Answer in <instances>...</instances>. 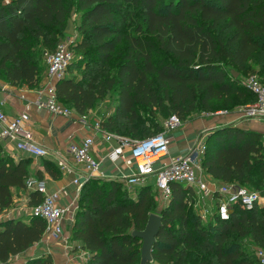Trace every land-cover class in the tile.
<instances>
[{
  "label": "trees",
  "instance_id": "obj_1",
  "mask_svg": "<svg viewBox=\"0 0 264 264\" xmlns=\"http://www.w3.org/2000/svg\"><path fill=\"white\" fill-rule=\"evenodd\" d=\"M130 11L142 21L126 32L123 23ZM74 12L80 15V39L71 49L95 58L85 67L100 71L119 54L121 62L114 76L91 72L78 77L68 71L56 85L57 96L83 116L114 92L117 105L101 121L108 131L146 138L158 133L159 125L138 124L143 107H155L167 115L163 120L176 114L185 122L199 111L212 112L218 103L254 102L243 74L257 75L264 84V0H0V80L39 87L43 61L30 54L28 38L40 40L45 55L54 52ZM205 146L202 167L214 179L254 190L250 184H264L263 133L226 125L214 129ZM34 162L8 154L0 143V212L13 204L15 189H28L30 177L42 179ZM41 166L53 177L61 175L51 160L42 159ZM171 188L147 264H260L257 254L247 257L230 239L249 238L264 248V205L252 210L238 205L229 220L216 213L203 219L192 188L179 183ZM156 195L151 185L130 192L121 179L87 181L71 235L87 252L77 264H142V240L133 232L144 230L156 212ZM42 201V194L30 189L28 205ZM45 233L46 221L33 215L0 222V264H12ZM19 264L55 262L43 252Z\"/></svg>",
  "mask_w": 264,
  "mask_h": 264
},
{
  "label": "built area",
  "instance_id": "obj_2",
  "mask_svg": "<svg viewBox=\"0 0 264 264\" xmlns=\"http://www.w3.org/2000/svg\"><path fill=\"white\" fill-rule=\"evenodd\" d=\"M75 57L76 54L68 42L60 43L54 52L46 54L48 82L40 91L36 102L39 108H45L65 117L72 116V110L61 104L56 85L68 75ZM243 84L256 96V100L247 106L246 116L264 119V84L257 75H249ZM5 101L6 98L0 96V141L7 140L14 143L18 151L35 159L54 155L62 172L74 175L73 183L77 188V198H80L84 184L100 175L101 161L92 152L95 144L94 137L89 135L81 142L68 144L66 151L72 157L71 162L63 155L53 153L47 147L38 144L27 129L30 115L26 112L16 116L9 115L4 109ZM162 124L163 131L152 136L142 139L120 138L119 146L109 152L108 158L117 163L125 157L126 149L129 150L130 157L135 161L136 170L133 174L122 177L128 186H146L149 184V179L154 177V190L163 205L171 199V184L179 183L189 186L204 203L208 198L216 201L215 213L221 220H229L238 205L246 210H252L259 204L261 195L257 190L236 183H222L215 186L208 181L202 167V156L206 150L202 136L193 148L164 163V159L169 156L171 150L170 134L181 128L183 121L176 114H172L163 120ZM96 128L102 129L101 122L96 123ZM105 137L108 141L118 138L117 135L109 132L105 133ZM27 185L28 188L37 190L43 196L42 203L31 207V214L46 221V234L64 240L63 219L67 209L59 204L60 192H48L46 182L33 177L28 179ZM206 207L208 206L204 205L201 212L203 219L212 215V211ZM67 249L70 250V246H67ZM257 257L260 264H264V248H257Z\"/></svg>",
  "mask_w": 264,
  "mask_h": 264
},
{
  "label": "crops",
  "instance_id": "obj_3",
  "mask_svg": "<svg viewBox=\"0 0 264 264\" xmlns=\"http://www.w3.org/2000/svg\"><path fill=\"white\" fill-rule=\"evenodd\" d=\"M48 82L47 72L43 76L41 85L36 88H29L27 86L16 87L8 84L5 81H0V96L6 98L5 111L11 115L16 116L20 113H28L30 115V121L27 125V129L33 139L40 145H43L57 153L63 155L69 161L72 162V157L67 153L66 149L70 142H81L86 136H93L95 144L92 148V152L97 159L101 161L100 175L97 178L108 180V179H121L125 175H131L136 170L135 161L130 157L129 150L126 149V154L123 159L119 162L114 163L108 158L109 152L119 146L120 138L126 139H137L130 135L121 134L117 132L108 131L102 126L101 130L96 128V123L101 122L105 116H99V113L92 114L94 111L91 110L87 115H79L74 109H71L73 114L71 117H65L54 114L45 108H39L37 106V100L39 99L40 91ZM111 112H108L109 116ZM188 118L184 125L177 131L170 134V154L164 159V163L170 162L171 158L186 152L193 148L198 139L203 134H207L209 130H214L226 125H236L245 129L258 131L264 134V119L248 118L243 110L236 111L233 113L228 112H217L216 116L212 119H196L195 121ZM228 123V124H227ZM225 124V125H223ZM113 133L118 138L106 140L105 133ZM1 133V127H0ZM0 143L3 145L4 150L16 157H30L25 153L18 151L14 145L7 140H2ZM32 168L41 167L42 179L47 184L48 192L58 191L61 194L59 204L67 209L65 218L63 219V230L64 240L56 239L49 234L44 235L43 239L36 243L29 251L23 254L17 255L11 261L12 264H19L25 261L28 257L40 254L43 252L50 253L53 255L55 264H77L87 255V252L81 248V244L71 239L72 228L74 225L76 213L79 207V198H77L76 185L73 183L74 175L64 173L57 164V158L53 155L48 158L35 159ZM48 159L54 162L61 172L58 177L51 176L43 166H36L38 160ZM208 181L212 185L219 186L222 182L214 179L208 175ZM32 178V177H30ZM33 178H36L33 177ZM154 180L155 178L152 177ZM150 178V179H152ZM149 179V184H150ZM129 190L135 191L136 187H130L124 181ZM154 186V185H151ZM34 190V189H32ZM29 191L28 189H15L13 191L14 201L13 204L0 212V222L9 218H29L31 214V207L29 203ZM215 200L210 198L205 203L197 197L196 205L201 206H212L206 207L209 211L216 212ZM207 204V205H206ZM70 246V250L67 249Z\"/></svg>",
  "mask_w": 264,
  "mask_h": 264
},
{
  "label": "rangeland",
  "instance_id": "obj_4",
  "mask_svg": "<svg viewBox=\"0 0 264 264\" xmlns=\"http://www.w3.org/2000/svg\"><path fill=\"white\" fill-rule=\"evenodd\" d=\"M72 18L75 22L76 25V29L80 23V15L76 12H74L72 14ZM142 21V16L139 13L136 12H129V17L126 18V20L123 23V29L124 31L128 32V31H132L135 29V23ZM77 34L75 36H70L67 35L65 32L63 33V35L61 36V42H68L71 45H75L77 43V41H79L80 39V34L78 32V30L76 31ZM28 43L30 45V54L32 56H34L35 58H38L39 60L43 61V69H44V75H46L47 72V63H46V55L44 53V51H41L40 47L38 44L41 43L40 40H36L33 37L28 38ZM59 43V44H60ZM95 58L94 56H90L87 58H82L80 57L78 54H76V57L74 59V61L72 62L70 68H69V73H73V74H77L78 77H81L84 73H96L97 75L101 76V75H107L110 74V76H114L116 73V70L121 62V56L116 55L115 58H113V60L106 66L105 69H102L99 71V69H97L95 66L89 67L86 66L85 67V63L90 61V62H94ZM1 75V74H0ZM242 79L245 80V75H242ZM1 81V80H0ZM252 103H245L242 105H238V104H231V105H226L224 103H218L215 105L214 110L212 112H206V111H199L198 113H194L191 116L192 121H195L196 119H212L213 116H216L217 112H228V113H233L236 111H240L243 110L244 112L247 109V106ZM117 105V96L114 92H110L108 94V96L106 97V99L103 102H100L98 104V106L93 109V115L95 113H99L98 115L103 117L104 115H106L108 112L113 113L115 107ZM103 113H105L103 115ZM139 115H140V119L138 120V124L142 125L144 124L145 126L150 127L151 125H153V123L158 124V128L156 129V132H160L161 131V122L162 120L167 116L162 114L161 112H159L155 107L152 108H147V107H143L142 109L139 110ZM145 122V123H144ZM228 124V123H227ZM184 125V122H183ZM225 125V124H223ZM212 132V130H209V132H207V134L205 133L204 136V143L206 144L208 135ZM42 164V159L38 160L36 163V166H40ZM101 181H104L101 179ZM155 180L152 178L150 179V184L154 185ZM250 186L256 187L257 190L259 189V193L261 195V201L259 202L260 206L264 205V184L261 186H256L253 184H250ZM249 188V187H248ZM127 190L131 189L129 187L126 188ZM131 192V190H130ZM133 192V191H132ZM156 204H157V210L155 213H159L160 214V210L161 208H163L165 206V204L163 205L160 201H159V197L158 195H156ZM197 206V205H196ZM210 207V209L212 210V206H208ZM193 210L197 211L196 207H192ZM214 210V209H213ZM236 234V233H235ZM233 234V235H235ZM236 236V235H235ZM231 244H241L239 246V249L242 250V252L249 258L252 259H256V254H257V248L256 244H254V242H252L249 238H245V239H240L238 236L232 238L231 237Z\"/></svg>",
  "mask_w": 264,
  "mask_h": 264
},
{
  "label": "water",
  "instance_id": "obj_5",
  "mask_svg": "<svg viewBox=\"0 0 264 264\" xmlns=\"http://www.w3.org/2000/svg\"><path fill=\"white\" fill-rule=\"evenodd\" d=\"M65 33L70 36H75L77 34L76 25L73 18H70L68 20ZM233 75L235 77L239 76V74L234 71H233ZM162 219L163 218L159 213H153L150 215L144 230L141 231L138 230L133 232V235L135 237H138L142 240V248H141L142 264H147L148 262H151L153 259L152 253H153L154 245L163 226ZM3 264H9V263H3Z\"/></svg>",
  "mask_w": 264,
  "mask_h": 264
}]
</instances>
